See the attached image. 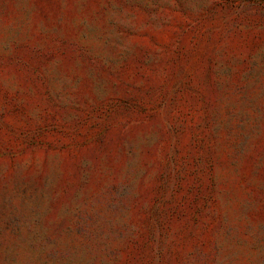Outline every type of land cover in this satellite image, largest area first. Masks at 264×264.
Returning <instances> with one entry per match:
<instances>
[{"label":"rangeland","instance_id":"374dc122","mask_svg":"<svg viewBox=\"0 0 264 264\" xmlns=\"http://www.w3.org/2000/svg\"><path fill=\"white\" fill-rule=\"evenodd\" d=\"M0 264H264V0H0Z\"/></svg>","mask_w":264,"mask_h":264}]
</instances>
